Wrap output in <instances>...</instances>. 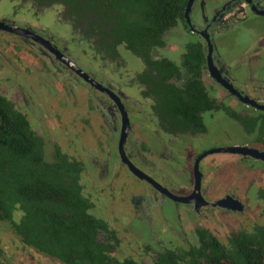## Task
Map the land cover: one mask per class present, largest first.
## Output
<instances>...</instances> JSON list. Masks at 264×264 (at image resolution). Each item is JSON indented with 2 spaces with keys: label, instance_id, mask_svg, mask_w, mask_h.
I'll list each match as a JSON object with an SVG mask.
<instances>
[{
  "label": "flooded vegetation",
  "instance_id": "obj_1",
  "mask_svg": "<svg viewBox=\"0 0 264 264\" xmlns=\"http://www.w3.org/2000/svg\"><path fill=\"white\" fill-rule=\"evenodd\" d=\"M33 8L0 0V94L39 140L46 176L87 200V213L101 223L97 238L111 248L108 264H161L169 255L210 264V241L230 247L240 231L264 227V28L253 25L264 0H193L185 21L152 51L154 60L181 68L169 79L181 88L188 45L203 47L202 81L213 101L203 126L163 107L143 74L149 60L124 44L110 57L56 20L59 13ZM231 33H238L232 42H220ZM173 50L182 64L155 56ZM128 54L138 60L135 70ZM216 114L244 136L241 143H226L236 137L226 128L225 137L212 133ZM12 212V219L0 215V235H9L0 264H67L28 245L14 225L23 211Z\"/></svg>",
  "mask_w": 264,
  "mask_h": 264
},
{
  "label": "trees",
  "instance_id": "obj_2",
  "mask_svg": "<svg viewBox=\"0 0 264 264\" xmlns=\"http://www.w3.org/2000/svg\"><path fill=\"white\" fill-rule=\"evenodd\" d=\"M25 1L50 15L59 13L60 19L56 20L72 25L85 44L94 42L110 57L119 56L124 44L149 60V71L143 74L156 84L163 107L182 122L203 126L202 113L213 103L202 81L206 63L203 47L188 45L183 57L188 75L181 88L169 82L171 77L182 75L181 68L169 60L152 57L154 49L165 45V34L185 21L190 0ZM153 70L157 73L152 74ZM41 161L42 147L30 133L28 122L0 94V215L12 219V211L19 205L23 215L14 225L28 245L67 264H108L111 248L98 240L101 223L87 213V200L75 187L48 178ZM209 247L207 254L199 252L206 254L210 264H264V227L255 226L251 233L240 231L230 247L216 239ZM179 260L177 255H169L161 264H182ZM182 261L201 264L196 259Z\"/></svg>",
  "mask_w": 264,
  "mask_h": 264
},
{
  "label": "rangeland",
  "instance_id": "obj_3",
  "mask_svg": "<svg viewBox=\"0 0 264 264\" xmlns=\"http://www.w3.org/2000/svg\"><path fill=\"white\" fill-rule=\"evenodd\" d=\"M7 4V3H6ZM46 12V11H45ZM50 13H53L52 11H50ZM58 18L60 19V15H58ZM50 19H51V17H50ZM49 19V20H50ZM253 25L254 26H261V27H263L264 28V16L263 17H256V18H254V21H253ZM60 26H62V24L60 25ZM66 26V25H65ZM234 35H238V33H231V34H228L227 36H225V37H222V39L220 40V42L221 43H223V44H228V43H230V42H232V40L235 38L234 37ZM186 38V37H185ZM235 40H237V39H235ZM185 42H186V39L184 40ZM184 42V43H185ZM7 43V42H6ZM79 46V45H78ZM0 48H2L3 49V47H0ZM119 49H122V50H124V47L123 46H121ZM5 50H9V49H5ZM174 50H176V49H174ZM174 50L173 51H169L168 53H166V54H164V53H159L158 51L157 52H155V56H159V55H167V56H169L170 58H173L175 61H177V63H180V64H182L181 63V57H177V56H179V54H180V52L179 51H175L174 52ZM227 52V50L224 52V53H226ZM27 56L31 59V58H33L34 56L33 55H31V53H29L28 51H27ZM128 57H129V61H128V66H129V68H131V69H136V67H137V65H138V60L133 56V55H131V54H128L127 55ZM181 58V59H180ZM34 59H37V58H34ZM130 63L134 66V67H132L131 65H130ZM108 67H110V68H112V66H110V64L108 65ZM133 71V70H132ZM2 89V88H1ZM206 119L207 118H210V120H211V117H210V115L209 114H206ZM214 125H215V128L213 129V126H212V133H214V135L216 136V137H219V138H221V137H225L226 136V134L224 133V130L222 129V128H226L227 130H229V132L230 133H232L233 131L235 132V134H236V137H235V139L234 140H232V139H230V140H228V139H226L225 138V140H226V143H229V144H234V143H241V141H240V139H243L244 138V136H241L240 135V133L237 131V130H235L234 129V125L231 123V122H229V120L226 118V117H224V116H222L221 114H216L215 116H214ZM210 139V137L208 138V140ZM228 140V141H227ZM212 144H214V142L212 141L211 143H208V146L209 145H212ZM216 144H219V142H217ZM252 218V222L251 223H256L257 221L253 218V217H251ZM250 225H252V224H246V226H250ZM8 237H9V235H7ZM7 236H1L0 235V242L1 241H3V243L2 244H4V241L5 240H7Z\"/></svg>",
  "mask_w": 264,
  "mask_h": 264
},
{
  "label": "water",
  "instance_id": "obj_4",
  "mask_svg": "<svg viewBox=\"0 0 264 264\" xmlns=\"http://www.w3.org/2000/svg\"><path fill=\"white\" fill-rule=\"evenodd\" d=\"M192 2H193V0H190V1H189L188 7H187V13H188L189 8L191 7ZM214 151H217V152H218V151H231V152H236L237 149H235V148H233V149H229V150H225V149H217V150H214ZM214 151H212V152H214ZM212 152H210V153H212Z\"/></svg>",
  "mask_w": 264,
  "mask_h": 264
}]
</instances>
